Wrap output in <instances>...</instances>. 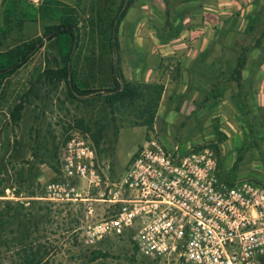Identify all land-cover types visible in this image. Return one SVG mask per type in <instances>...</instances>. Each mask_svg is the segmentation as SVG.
Returning a JSON list of instances; mask_svg holds the SVG:
<instances>
[{
	"label": "trees",
	"instance_id": "1",
	"mask_svg": "<svg viewBox=\"0 0 264 264\" xmlns=\"http://www.w3.org/2000/svg\"><path fill=\"white\" fill-rule=\"evenodd\" d=\"M135 0H119L113 14L109 17L106 31H98L103 36L101 50L110 55L104 72L99 76H86L79 78L77 67L78 57L75 53L79 46V25L75 14L66 5H60L57 0H43L35 9L32 5L30 17L35 15L46 21L40 35L15 44L13 47L0 51V102L4 97L3 90L9 77L20 67L27 64L40 49L46 48L52 54L50 59L45 58L44 67L38 74L35 84L20 95L19 99L13 100L6 107L8 123L17 124L21 118V110L29 94L37 96V84H45L55 88L62 83L65 86L66 96L69 100L87 102L92 105L98 102L102 108H107L111 114H124L126 109L136 113L129 121L130 124L144 126L153 130L155 109L162 90L158 83H131L126 81L120 69L119 42L117 28L121 23L126 10ZM162 3V26L154 27L155 35L161 41H167L176 37L182 28V19L191 9L194 0H160ZM253 0L251 10L245 15V25L241 31L234 29L236 15L232 16L227 28L216 29V40L210 42L206 48L197 55L188 66L186 90L176 97L178 103L192 92H196L197 100L194 101L196 108H203L206 112L215 105L224 95L230 84L235 91L230 93L239 118L244 125L243 142L235 150V157L231 164V170L237 168V163L243 157H258L262 164L264 178V157L255 156L253 151L263 152L259 142L264 147V119L258 107L253 102L250 79L254 71L264 60V0L256 5ZM72 8V7H71ZM13 7L9 4L4 7L6 13H13ZM99 12V11H98ZM98 20L102 17L98 16ZM2 32L5 28H1ZM231 32L232 38L226 44L223 43L225 35ZM240 34L248 40L242 43L235 39ZM218 45L217 52L215 46ZM256 55L252 56V51ZM213 53V54H211ZM91 67H89L90 70ZM92 69V68H91ZM102 70V69H101ZM1 106V104H0ZM137 111V112H136ZM114 116L111 121L114 122ZM94 124H99L96 120ZM76 125L83 131H90L89 126L83 125V119L77 120ZM173 129V141L189 138L196 131L201 130L200 120L197 127L187 125L184 120ZM113 137H116V126H113ZM102 126L94 127L90 132L93 145H97L101 138ZM215 141L206 142L214 151L217 167H221L223 160L219 159L218 142L223 135L215 124L211 125ZM186 130V132H185ZM38 131V130H36ZM185 133V134H184ZM182 135V137H181ZM17 141L9 143L8 139L2 149V154L9 153V147L15 151ZM2 148V147H1ZM10 154V153H9ZM2 158V157H0ZM1 161V160H0ZM25 174L21 177L20 170L13 195L17 199L3 198L5 185L0 177V264H55L57 255L62 248L67 247L69 257L82 258L87 264H107L104 260L109 256L100 249L81 248L75 236V228L70 225L63 226L59 231L58 220L61 218L62 209H52V203L41 202L34 199V191L29 190L32 163L25 162ZM6 170L5 164H0V172ZM24 170V169H23ZM53 171H57L52 167ZM256 179H259L256 177ZM24 193L28 199H19ZM69 215V212H67ZM67 234L71 239L60 240ZM134 247V245H133ZM135 249V247H134ZM139 261V264H155L154 259Z\"/></svg>",
	"mask_w": 264,
	"mask_h": 264
},
{
	"label": "built area",
	"instance_id": "2",
	"mask_svg": "<svg viewBox=\"0 0 264 264\" xmlns=\"http://www.w3.org/2000/svg\"><path fill=\"white\" fill-rule=\"evenodd\" d=\"M24 1L37 6L41 0ZM57 163V178L41 183L40 200L82 201V186L105 183L90 137L77 129L60 144ZM99 200L106 203V214L78 227L85 247L128 233L136 251L149 259L264 262V178H222L207 143L178 151L152 131L135 146L125 169Z\"/></svg>",
	"mask_w": 264,
	"mask_h": 264
},
{
	"label": "rangeland",
	"instance_id": "3",
	"mask_svg": "<svg viewBox=\"0 0 264 264\" xmlns=\"http://www.w3.org/2000/svg\"><path fill=\"white\" fill-rule=\"evenodd\" d=\"M174 1L170 0V3ZM262 1L257 0L255 4L259 5ZM118 2L119 0H61L59 2L60 5L69 7L78 19L79 46L84 49L82 53L77 54L79 63L77 70L79 78L81 79L88 75L90 76V74L99 76L107 66L110 55L101 54L103 51L100 45L103 36H99L98 31H106L107 20L113 14ZM40 4L41 1L37 6H32L37 9ZM150 5L152 4L150 3ZM159 10L163 11L162 8ZM35 14L37 13L35 12ZM98 16L102 17V20H98ZM45 22L40 17L38 20L27 22L24 26L26 37L40 35ZM124 29V24L120 23L117 28V34L120 35V41L127 42L129 39L126 37L127 35L123 37L120 34ZM234 38L242 43H246L248 40L240 34L235 35ZM43 51L45 57L50 59L52 53L46 48ZM89 67L92 69L90 68L89 70ZM27 70L21 73V77H25L24 79H26L30 71L29 69ZM37 76L38 71L32 74L30 83L28 81L26 84L27 88L35 84ZM22 83H18V87H21ZM37 86L39 87L36 92L37 96L32 94L28 95L27 100L23 104L21 118L18 123L10 124L7 122L8 119H5L0 126V157H2L0 158V164H5L6 168L4 172H0V177L4 179L2 185L6 186L3 198L17 199L13 195L14 189H17L19 185L17 183V173L21 170L22 173L20 176L23 177L26 167L25 162H29L33 165L29 190L35 192L36 196L33 197L34 199L47 202L38 198L42 195V190L41 183H36L34 180L35 172L40 171V169H45V173L51 177L53 172L52 167L57 169L58 165V148L70 130L77 129L90 137V132H92L94 127L101 125V138L99 143L94 145V147L99 165L103 171L105 183L97 188H86L82 186L84 192L81 196L85 200L71 203H54L52 205V209H62L60 214L61 218L58 220V230L60 231L63 226L69 225L68 221L72 220L70 225L75 228L74 234L77 236L79 246L81 248H89L81 243L78 227H80L81 223L96 221L106 214V203L101 202L99 199L105 197L107 189L119 178L125 169L129 155L131 154L130 152L134 150L135 146L143 138L152 134V131L144 126L130 124L129 121L132 122L130 118L133 119L136 113L131 112L129 109H126V112H123L124 114L116 112L111 114L107 108H102L98 102L90 105L83 101L69 100L66 96L65 86L62 83L57 84L55 88L47 87L43 83L37 84ZM0 104L3 108L9 105L8 102L4 101H1ZM113 116L115 118L114 122L111 121V117ZM80 118L83 119V125L85 127H90V131L85 132L76 125L77 120ZM96 120L99 121V124L93 123ZM113 126H116L117 129L115 139L113 137ZM205 132L202 131V133ZM207 135L205 133L204 136L206 138H203L199 143L211 141ZM156 136L165 142L163 131L156 133ZM6 139H8L9 143L15 139L17 145L15 146V151H12L11 147H9L8 151L10 154L6 153L1 156ZM170 141L172 140L170 139ZM187 143L186 139L178 142L179 146L182 147ZM259 144L261 149L264 148L261 142ZM253 153L255 156L262 155L264 157V151L257 152L254 150ZM257 158L243 157L238 161L236 166L242 167L245 173L250 171L247 175L257 174L262 176V164ZM54 177L55 179L57 178L53 176L49 179ZM21 195L19 199H28V197L24 196V193ZM87 209L91 210L90 214L87 213ZM67 212H69V215ZM61 234L64 238L61 237L60 240L64 242L68 241V244H71L70 237L63 232ZM67 247L62 248V251L57 255L55 264H87L82 258L69 257L70 254L67 252ZM95 249H100L108 253L109 256L104 260V263L107 264H139V261L145 259L134 249L128 233L123 234L121 237L109 236L95 245ZM145 260L147 261V259ZM153 263L179 264L173 257L154 259Z\"/></svg>",
	"mask_w": 264,
	"mask_h": 264
},
{
	"label": "crops",
	"instance_id": "4",
	"mask_svg": "<svg viewBox=\"0 0 264 264\" xmlns=\"http://www.w3.org/2000/svg\"><path fill=\"white\" fill-rule=\"evenodd\" d=\"M57 1L61 2V0ZM7 4L13 7V13L8 14L4 11ZM30 5L32 4L24 0H0V51L34 37H26L24 33V26L27 22L39 19L37 14L30 17L32 13ZM190 6L191 9L182 19L179 34L167 41H161L154 31V27L162 26V11L159 10L163 7L161 1L135 0L126 10L121 21L125 29L120 34L123 37L127 35L128 41H120V35L117 34L120 69L126 81L158 83L162 86L155 115L162 119L161 132L163 131L164 143L170 148L178 151L186 150L188 146L205 139V133L211 141H215L211 129V125L215 124L223 135L222 140L217 144L220 152L219 159L223 160L222 166L217 167V173L227 181H232L250 172L245 173L242 167L231 170L235 150L242 144L244 133V125L230 99V93L235 91L234 85L230 84L223 97L207 112L203 108H196L194 104L197 100L196 92H192L189 97L183 98L179 103L176 97L186 90L187 69L190 62L210 42L216 40V29L221 26L227 28L232 16L236 15L234 29L241 31L246 22L245 15L253 6V0H194ZM1 28H5V31L2 32ZM231 38L232 34L228 32L223 43L226 44ZM215 48L214 52H217L219 46L216 45ZM43 50L42 47L27 64L9 77L5 83L4 97L1 101L9 104L19 99L23 93V87H25L24 91L27 89L26 84L28 81L30 83L32 74L37 71L39 74L44 67L45 53ZM83 51L84 49L78 46L75 53ZM256 52V50L252 51V56H255ZM27 69L30 71L24 79L21 73ZM20 82L23 83L21 87H18ZM250 85L253 102L264 119V60L254 71ZM6 118V108L0 106V126ZM183 120L192 127H197V122L200 120L201 130L187 138L188 143L182 147L173 141L172 133L173 129L177 128L176 126ZM202 131L206 132L202 133ZM56 174V171H53L51 177ZM247 176L261 177L257 174ZM51 177L45 173V169H40L34 174V180L39 184L55 179V177L49 179Z\"/></svg>",
	"mask_w": 264,
	"mask_h": 264
},
{
	"label": "water",
	"instance_id": "5",
	"mask_svg": "<svg viewBox=\"0 0 264 264\" xmlns=\"http://www.w3.org/2000/svg\"><path fill=\"white\" fill-rule=\"evenodd\" d=\"M161 128H162V119L160 118V116L155 115L154 123H153L154 132L159 133L161 131Z\"/></svg>",
	"mask_w": 264,
	"mask_h": 264
}]
</instances>
